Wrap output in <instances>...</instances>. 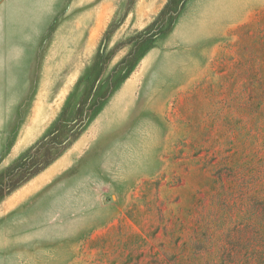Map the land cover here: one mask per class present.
<instances>
[{
	"label": "rangeland",
	"instance_id": "374dc122",
	"mask_svg": "<svg viewBox=\"0 0 264 264\" xmlns=\"http://www.w3.org/2000/svg\"><path fill=\"white\" fill-rule=\"evenodd\" d=\"M160 1L141 0L145 18ZM191 1L134 28L140 0H120L92 52L52 60L42 92L55 16L32 70L51 121L16 150L29 93L0 150V264H264V4L226 37L173 40Z\"/></svg>",
	"mask_w": 264,
	"mask_h": 264
},
{
	"label": "crops",
	"instance_id": "0c3cea01",
	"mask_svg": "<svg viewBox=\"0 0 264 264\" xmlns=\"http://www.w3.org/2000/svg\"><path fill=\"white\" fill-rule=\"evenodd\" d=\"M119 3L120 0H69L67 3L63 0H0V150L4 148L7 133L13 131L9 124L20 115V105L28 100L29 93L31 105L22 115L26 119L20 125L15 122L14 131L20 134L16 150L28 146L51 121L49 108L43 109L42 113L36 108L32 70L44 35L55 16L64 12L40 57L42 92L52 60L60 61L61 55L66 53L92 52ZM163 3L164 0L157 5L153 2V13L145 18V8L140 0L134 20L142 25L134 24V28L145 26ZM259 3L263 5L264 0H192L169 37L187 43L226 37L231 29L250 20L252 14L259 11ZM124 21L131 20L126 17ZM69 80L65 79L64 84ZM12 201L4 199L0 209H8Z\"/></svg>",
	"mask_w": 264,
	"mask_h": 264
},
{
	"label": "trees",
	"instance_id": "16d2710c",
	"mask_svg": "<svg viewBox=\"0 0 264 264\" xmlns=\"http://www.w3.org/2000/svg\"><path fill=\"white\" fill-rule=\"evenodd\" d=\"M168 5V2L165 4V6H164V8L166 7ZM164 8L160 11V13L158 14V16L156 17V19L154 20V21H152V23L150 24L151 26H155V24H157L159 21H158V19L161 17V15L163 14V12H164ZM172 14L173 15H175L174 14V12H172ZM158 21V22H157ZM155 28V27H154ZM149 29V28H148ZM148 29H144V30H142L141 31V33L142 34H145L146 32H147V30ZM150 45H148V48H150L149 47ZM47 136L48 135H44L42 138H40L38 141H37V143L35 144V145H33L31 148H30V151L32 150V149H34V148H37L38 146H40L41 145V143L42 142H44L46 139H47ZM76 138V136L75 137H73V138H71V139H68L67 141H66V139L65 138H62V139H60L58 142H56V143H52V145H51V150H50V154H49V157H48V159H47V161L46 162H44L43 164H41V165H37V167L31 172V174H30V176L29 177H27L26 179H25V181L27 180V179H30V178H32L33 176H35L36 174H38L40 171H42L44 168H46L49 164H51L59 155H61L62 154V152H64V150H66V148H68L69 146H70V144L72 143V141L74 140ZM65 139V140H64ZM65 141V142H64ZM24 182V181H23ZM17 186H19V185H17ZM17 186L15 187V188H17Z\"/></svg>",
	"mask_w": 264,
	"mask_h": 264
}]
</instances>
